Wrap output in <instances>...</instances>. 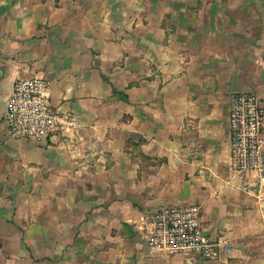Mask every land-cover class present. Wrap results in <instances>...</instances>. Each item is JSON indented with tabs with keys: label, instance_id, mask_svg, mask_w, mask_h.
<instances>
[{
	"label": "crops",
	"instance_id": "crops-1",
	"mask_svg": "<svg viewBox=\"0 0 264 264\" xmlns=\"http://www.w3.org/2000/svg\"><path fill=\"white\" fill-rule=\"evenodd\" d=\"M34 76L81 129L12 136L7 100ZM237 93L264 108V0H0V192L22 199L8 246L29 263L188 264L152 253L142 219L196 206L232 251L192 264H264V176L232 158Z\"/></svg>",
	"mask_w": 264,
	"mask_h": 264
},
{
	"label": "built area",
	"instance_id": "built-area-1",
	"mask_svg": "<svg viewBox=\"0 0 264 264\" xmlns=\"http://www.w3.org/2000/svg\"><path fill=\"white\" fill-rule=\"evenodd\" d=\"M6 117L12 136L44 140L57 131L81 129L78 118L51 105V82L34 76L15 81L7 100ZM232 158L242 172L264 176V108L252 93L233 96L229 118ZM152 253L216 260L232 248L224 238L206 235L199 207L164 206L142 219Z\"/></svg>",
	"mask_w": 264,
	"mask_h": 264
},
{
	"label": "rangeland",
	"instance_id": "rangeland-1",
	"mask_svg": "<svg viewBox=\"0 0 264 264\" xmlns=\"http://www.w3.org/2000/svg\"><path fill=\"white\" fill-rule=\"evenodd\" d=\"M8 192H0V264H39V262H28L19 259L16 253L18 250L17 246L9 247L7 243L6 233L10 232L8 230V225L16 223V215L12 210H16L19 203L22 202L21 198L17 196L18 192H13L12 197L6 198L5 194ZM5 229V230H4Z\"/></svg>",
	"mask_w": 264,
	"mask_h": 264
}]
</instances>
